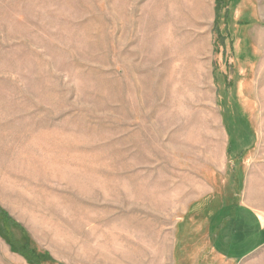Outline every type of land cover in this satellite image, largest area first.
Listing matches in <instances>:
<instances>
[{
  "label": "rangeland",
  "instance_id": "rangeland-1",
  "mask_svg": "<svg viewBox=\"0 0 264 264\" xmlns=\"http://www.w3.org/2000/svg\"><path fill=\"white\" fill-rule=\"evenodd\" d=\"M216 3L0 0V212L42 264H264V0Z\"/></svg>",
  "mask_w": 264,
  "mask_h": 264
},
{
  "label": "trees",
  "instance_id": "trees-1",
  "mask_svg": "<svg viewBox=\"0 0 264 264\" xmlns=\"http://www.w3.org/2000/svg\"><path fill=\"white\" fill-rule=\"evenodd\" d=\"M223 0H217V18L219 17V12L221 11V5ZM10 218L8 215L4 212H0V223L2 226L0 227V234L4 237V239L10 244L11 248L21 253L30 264H42L45 262H50L51 258L47 253H37L35 249H32L29 247L31 245L29 236L27 232L21 227V226H12L13 228H9L10 225ZM17 229L19 232H21V239L17 240L15 236L13 235L11 229Z\"/></svg>",
  "mask_w": 264,
  "mask_h": 264
}]
</instances>
